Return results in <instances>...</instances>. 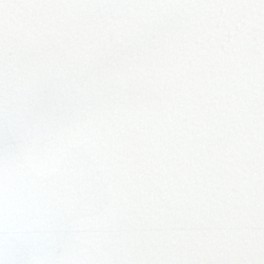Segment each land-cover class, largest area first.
Returning a JSON list of instances; mask_svg holds the SVG:
<instances>
[{"label": "snow or ice", "instance_id": "obj_1", "mask_svg": "<svg viewBox=\"0 0 264 264\" xmlns=\"http://www.w3.org/2000/svg\"><path fill=\"white\" fill-rule=\"evenodd\" d=\"M0 264H264V0H0Z\"/></svg>", "mask_w": 264, "mask_h": 264}]
</instances>
